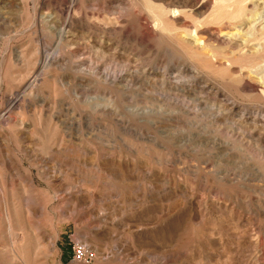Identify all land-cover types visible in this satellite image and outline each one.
<instances>
[{
	"label": "rangeland",
	"instance_id": "1",
	"mask_svg": "<svg viewBox=\"0 0 264 264\" xmlns=\"http://www.w3.org/2000/svg\"><path fill=\"white\" fill-rule=\"evenodd\" d=\"M149 1L0 0V264H264V61Z\"/></svg>",
	"mask_w": 264,
	"mask_h": 264
},
{
	"label": "bare ground",
	"instance_id": "2",
	"mask_svg": "<svg viewBox=\"0 0 264 264\" xmlns=\"http://www.w3.org/2000/svg\"><path fill=\"white\" fill-rule=\"evenodd\" d=\"M149 1V0H148ZM152 1V0H151ZM168 1H172V0H168ZM199 1V0H198ZM214 1H216V3H214L217 7H218V10L217 9H215L216 11H215V13H214V11H213V19L214 20H221L222 19V12L224 13L225 11H223L224 9L223 8H228V7H231V6H234V11H232L231 12V19H227V20H231V25H233V26H237V24H241L242 26H244L243 27V29H242V26L240 27V30H238L237 32H235V33H232V32H227L226 34H222V35H217L218 36V40L221 42L222 41V43H224L225 45H233L234 46V50H233V53L236 55V56H238L239 58H244V59H246V60H248V61H264V0H214ZM142 2V1H141ZM150 2V1H149ZM148 2V3H149ZM154 2V1H153ZM173 2V1H172ZM193 2H197V0L196 1H194V0H180V2H177L176 4V6H174L173 4L172 5H169V6H167L168 7V9H163V17L165 16V17H169V16H172V14H174V15H176V14H178V13H180L181 11H178L179 9V6L180 5H182V7H186V5L187 4H192ZM200 2V1H199ZM147 4V3H146ZM144 5V4H143ZM149 5V4H148ZM194 5V4H193ZM147 6V5H146ZM158 6V8H159V5H157ZM166 6V5H165ZM214 6V5H213ZM250 6H252V11L254 10V12H249L250 14H251V16L250 15H248V19H246L245 17H244V15H246V10H247V8L248 7H250ZM144 7V6H143ZM215 7V6H214ZM220 7H222V8H220ZM158 8H154V10L156 9V11H159L158 10ZM165 8V7H164ZM172 8H174L173 10H172ZM194 8H196V7H194ZM233 8V7H232ZM251 8V7H250ZM146 9V8H145ZM189 9V8H188ZM187 9V10H188ZM198 11H200V13L203 11V10H207V8L205 7V5L204 4H200L199 6H198ZM231 9V8H230ZM230 9H228V10H230ZM78 9H75V8H67L65 11H64V13H67V14H71L72 12H74V14L75 15H77L76 14V11H77ZM184 10V9H183ZM79 11V10H78ZM152 11V10H151ZM161 11V10H160ZM185 11V10H184ZM231 11V10H230ZM183 12V11H182ZM206 12V11H205ZM162 13V12H161ZM160 13V14H161ZM153 14V13H152ZM185 14V13H184ZM184 14H179V15H181V16H183ZM186 14H189V13H186ZM228 14H230V13H228ZM228 14L226 15V16H228ZM253 14L254 15H256V18L255 19H253ZM153 15H155V13L153 14ZM211 15V14H210ZM78 16V15H77ZM76 16V17H77ZM184 16H186V15H184ZM188 16V15H187ZM157 17V16H156ZM159 17H161V16H158L157 17V20H158V18ZM172 17H174V16H172ZM211 17V16H210ZM228 17V18H229ZM187 18V17H186ZM209 18V17H208ZM162 19V18H161ZM174 19H176V18H174ZM251 19H253L252 21H250ZM169 20V19H168ZM209 20H211V19H209ZM220 20H219V22H220ZM223 20V19H222ZM226 20V21H227ZM72 21H76V20H72ZM72 21H65V23H64V29H62L63 31L66 29V28H70L72 25H73V23L74 22H72ZM224 21V20H223ZM148 22V21H147ZM174 22V21H173ZM248 22H250L249 24H248ZM198 22H196V24H197ZM215 23V22H214ZM221 23V22H220ZM224 23V22H223ZM227 23V22H226ZM79 24V23H78ZM167 24H169V23H167ZM156 25V24H155ZM154 25V26H155ZM174 25V24H173ZM213 25V24H212ZM219 25V24H218ZM221 25H223V24H221ZM228 26H229V24H227ZM102 26V25H101ZM168 26V25H167ZM167 26H166V28H165V26H163L162 27V29L161 30H166V32H167ZM199 26V25H198ZM90 27L91 28H95V30H102L103 32H107L108 31V34L109 33H111V32H113V33H116V31H117V29H120V28H122V26H121V22L120 21H118V22H114V23H112V22H109L108 23V27H107V25H106V27H104V28H102V27H100L98 24H97V22L96 23H90ZM144 27V26H143ZM142 27V28H143ZM148 27V26H147ZM147 27H145V28H147ZM200 27V26H199ZM144 28V29H145ZM155 28H158V27H155ZM153 29V27L151 28V27H148L147 29H145V30H149L150 32H148L149 33V35H151L152 37H155L156 36V33H154V31L153 30H156V29ZM171 28H173V26H171ZM176 28V27H175ZM195 28V27H194ZM233 28V27H232ZM169 29V28H168ZM67 30V29H66ZM175 30H177V29H175ZM194 30H196V31H199L200 29L198 28V30L197 29H194ZM62 31V32H63ZM178 31V30H177ZM189 31V30H188ZM196 31H193L194 33H189V34H186L185 36H183L182 37V39H183V41L185 42V43H187L188 45H190V47L192 46L193 47V49L194 48H196V53H197V49L198 50H204L207 46H206V42H208V41H206L205 42V39H204V41L202 40V38H200V34L199 35H197V33H196ZM170 32H171V30H170ZM172 32H175L174 30L172 31ZM191 32V31H190ZM200 32V31H199ZM141 33V32H140ZM159 33H161L160 31H159ZM177 33V32H176ZM176 33H175V35H176ZM185 33H187V32H185ZM201 33V32H200ZM216 33V32H215ZM223 33V32H222ZM142 34V33H141ZM168 34L170 35L171 33H169L168 32ZM162 35H163V33H162ZM161 35V36H162ZM173 35H174V33H173ZM174 35V36H175ZM179 35V34H178ZM182 35H183V33H182ZM210 36L212 35V34H209ZM215 35V34H214ZM213 35V36H214ZM148 36V35H147ZM164 36H166L165 34H164ZM216 36V37H217ZM180 37H181V35H180ZM215 37V38H216ZM161 38V37H160ZM173 38V37H172ZM212 38V37H211ZM210 38V39H211ZM144 39V38H143ZM142 39V37H141V39H140V37L139 38H136L135 37V40L136 41H139V42H142V44L143 45H145V44H149V42L151 41V40H147L146 39V41L145 40H143ZM164 39V38H163ZM169 39V38H168ZM209 39V38H208ZM133 40V39H132ZM207 40V39H206ZM213 40H214V38H213ZM217 40V39H216ZM219 41H218V43H219ZM144 42V43H143ZM170 43V42H169ZM175 44V43H174ZM178 44V43H177ZM187 44H185L186 45V47L187 48H189V49H191L190 47H188L187 46ZM220 44V43H219ZM179 45V44H178ZM182 45H184V44H182ZM184 45V46H185ZM208 45V44H207ZM223 45V44H222ZM180 46V45H179ZM231 48V47H230ZM207 49H208V47H207ZM195 50V49H194ZM192 51V50H191ZM199 51V52H200ZM208 50H206V52H205V50H204V52L203 53H199V56L201 55V54H205L206 55V53L208 54V52H207ZM194 52V51H193ZM195 53V52H194ZM197 53V54H198ZM210 53V52H209ZM232 53V52H231ZM196 55V54H195ZM203 55H201L202 57H204ZM211 54H209V56H210ZM234 55V56H235ZM192 56V55H191ZM214 56V55H213ZM213 56H211V58H213ZM235 56V57H236ZM192 57H195V56H192ZM196 57H198L197 55H196ZM202 57L200 58L201 60H203L202 59ZM206 57H207V55H206ZM199 58V57H198ZM205 58V57H204ZM208 58V57H207ZM206 59V58H205ZM209 59V58H208ZM215 59H216V57H215ZM226 59V58H225ZM211 60V59H210ZM228 60H230L229 58H228ZM245 60V61H246ZM204 61V60H203ZM206 61H207V59H206ZM214 61V60H213ZM263 77V76H262ZM261 79V78H260ZM262 80V84L264 85V78H262L261 79ZM25 97H21V98H16V99H13L12 101H11V105L13 106V105H17V104H19L20 102H23V101H25ZM21 105V104H20ZM120 105V104H119ZM108 107V106H107ZM4 116H1L0 117V123H2L3 121H4ZM20 218V217H19ZM12 223H11V219H10V215H9V229L12 231V225H11ZM19 239H17V241H18ZM20 240H22V238L20 239ZM24 241H25V239H24ZM23 241V242H24ZM31 245L32 244H30L29 246H28V251H30V249H31ZM32 250V249H31Z\"/></svg>",
	"mask_w": 264,
	"mask_h": 264
},
{
	"label": "built area",
	"instance_id": "3",
	"mask_svg": "<svg viewBox=\"0 0 264 264\" xmlns=\"http://www.w3.org/2000/svg\"><path fill=\"white\" fill-rule=\"evenodd\" d=\"M75 252H76V254H77L78 256H81V254H82V247L79 246V245H76V247H75Z\"/></svg>",
	"mask_w": 264,
	"mask_h": 264
}]
</instances>
